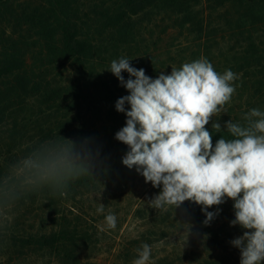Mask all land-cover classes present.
<instances>
[{
	"label": "trees",
	"instance_id": "16d2710c",
	"mask_svg": "<svg viewBox=\"0 0 264 264\" xmlns=\"http://www.w3.org/2000/svg\"><path fill=\"white\" fill-rule=\"evenodd\" d=\"M207 2L208 12L196 15L184 0H0V185L12 165L7 158L21 154L22 160L49 144L73 142L88 156L92 174L62 186L36 183L25 189L22 175L10 182L15 189L9 196L51 209L46 220L51 230L37 241L43 248L78 246L87 238L81 218L60 204L68 201V192L136 172L123 165L129 148L115 139L127 119L115 104L129 93L108 71L113 60L131 59V66L155 79L205 57L218 73L237 75L232 103L254 100L252 107L264 111V0ZM179 40L186 44L176 47ZM247 113L233 114L220 132L212 129L219 115L209 122L213 146L222 136L231 138L229 120L246 124ZM205 231L207 242L187 253L209 250L202 264H222L217 246L229 233L221 238L223 230Z\"/></svg>",
	"mask_w": 264,
	"mask_h": 264
},
{
	"label": "clouds",
	"instance_id": "9594fccd",
	"mask_svg": "<svg viewBox=\"0 0 264 264\" xmlns=\"http://www.w3.org/2000/svg\"><path fill=\"white\" fill-rule=\"evenodd\" d=\"M130 60H113L108 69L129 93L115 104L116 111L127 117L126 126L115 135L129 148L123 165L135 167L146 183L161 188L148 201L154 209L191 201L202 206L207 224L216 215L207 209L231 199L235 215L231 224L245 229L232 241L240 250V264H264V111L251 109L243 125L229 120L226 131L231 138L222 136L213 146L206 125L231 101L237 75L231 70L220 74L200 57L153 79ZM123 72L129 74L126 81ZM212 129L220 132L221 125L213 122ZM17 169L25 177L22 183L53 186L91 174L88 156L73 142L43 145ZM9 187L0 185V196L12 194L15 187L11 191ZM103 211L101 203L97 212ZM105 221L109 228L116 227L114 214ZM150 256V246L143 244L133 264H148Z\"/></svg>",
	"mask_w": 264,
	"mask_h": 264
},
{
	"label": "rangeland",
	"instance_id": "374dc122",
	"mask_svg": "<svg viewBox=\"0 0 264 264\" xmlns=\"http://www.w3.org/2000/svg\"><path fill=\"white\" fill-rule=\"evenodd\" d=\"M184 2L186 5L191 3V11L196 15L201 9H204L205 14L209 10L207 0ZM184 44V40L175 41L176 47ZM189 53L190 50H186L183 56ZM255 102L245 100L232 103L231 100L229 105L224 106L217 122L223 125L233 114L249 112ZM8 156L5 154L3 157ZM11 158L7 159L12 165L2 177L6 187L12 186L9 190L14 188L15 182L10 184L13 178L19 179L22 175L17 169L21 154H12ZM22 178L23 182L25 177L22 175ZM25 185L23 183L22 187ZM160 191L161 188L146 183L136 171L132 178L106 181L101 185H88L68 192V201L62 199L60 204L66 209L71 208L74 215L81 218L87 238L79 241L78 246H57L54 250L43 248L37 242L40 233L49 232L52 226L46 221L51 210L45 206L46 203L21 202V198L4 197L0 202V240H3L0 242V264H133L143 244L151 248L148 264H202L200 257L207 258L211 254L209 250L201 248L193 255L187 251L207 242L206 229L215 231L217 228L223 230L221 238L225 232L229 233L227 241L217 246V258H222V264H240V250L232 241L242 236L245 229L231 224L235 219L234 202L231 199L226 198L221 205L208 208V212L216 215L205 224L206 215L202 206L191 201H185L177 208H152L148 201ZM101 203L104 204L102 213L97 212ZM108 214L116 216L114 229L106 224L105 217ZM12 231L16 233L17 239L12 238ZM20 239L27 243H16Z\"/></svg>",
	"mask_w": 264,
	"mask_h": 264
}]
</instances>
